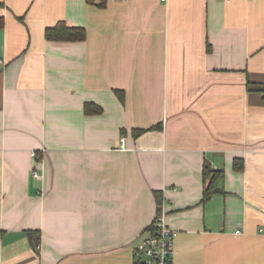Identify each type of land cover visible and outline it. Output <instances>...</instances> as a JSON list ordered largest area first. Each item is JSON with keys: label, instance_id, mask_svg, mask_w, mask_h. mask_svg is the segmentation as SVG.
<instances>
[{"label": "crops", "instance_id": "crops-1", "mask_svg": "<svg viewBox=\"0 0 264 264\" xmlns=\"http://www.w3.org/2000/svg\"><path fill=\"white\" fill-rule=\"evenodd\" d=\"M0 16V264H137L160 209L174 264H264V92L248 90L264 0H0ZM61 20L87 39L49 41ZM206 164L225 176L204 202Z\"/></svg>", "mask_w": 264, "mask_h": 264}, {"label": "trees", "instance_id": "trees-1", "mask_svg": "<svg viewBox=\"0 0 264 264\" xmlns=\"http://www.w3.org/2000/svg\"><path fill=\"white\" fill-rule=\"evenodd\" d=\"M5 18L0 16V29L4 27ZM46 38L49 41H63V42H82L87 39V29L82 26H70L66 21L61 20L56 25L48 27L46 29ZM249 92H264V86L256 82L248 83ZM123 99V95H120ZM85 112L87 114L101 113L102 108L95 106L94 103H87L85 106ZM146 131V129H137L134 130L136 135H139ZM243 162L242 158H236L234 160V167L237 170L242 168ZM225 176V171L223 170H213L212 167L208 164L204 168V196L203 201H207L213 195L221 193L220 182ZM224 192V191H223ZM157 201L159 206L162 205V197L160 193L156 194Z\"/></svg>", "mask_w": 264, "mask_h": 264}, {"label": "built area", "instance_id": "built-area-1", "mask_svg": "<svg viewBox=\"0 0 264 264\" xmlns=\"http://www.w3.org/2000/svg\"><path fill=\"white\" fill-rule=\"evenodd\" d=\"M124 138L122 147H125ZM36 154L33 153V156ZM36 178L40 177L38 171L34 172ZM237 233H241L237 230ZM179 231L174 229L167 221L164 209H160L151 226L149 233L139 239L136 247L137 264H174L176 239Z\"/></svg>", "mask_w": 264, "mask_h": 264}]
</instances>
